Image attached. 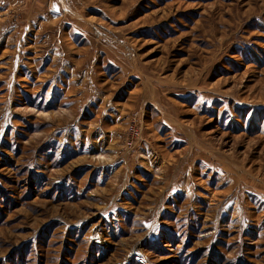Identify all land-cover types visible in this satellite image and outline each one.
I'll return each instance as SVG.
<instances>
[{
	"label": "rangeland",
	"instance_id": "obj_1",
	"mask_svg": "<svg viewBox=\"0 0 264 264\" xmlns=\"http://www.w3.org/2000/svg\"><path fill=\"white\" fill-rule=\"evenodd\" d=\"M0 264H264V0H0Z\"/></svg>",
	"mask_w": 264,
	"mask_h": 264
},
{
	"label": "built area",
	"instance_id": "obj_2",
	"mask_svg": "<svg viewBox=\"0 0 264 264\" xmlns=\"http://www.w3.org/2000/svg\"><path fill=\"white\" fill-rule=\"evenodd\" d=\"M133 137H137V136H139V129L138 128H136V130L134 131V133H133V135H132ZM133 144V143H132Z\"/></svg>",
	"mask_w": 264,
	"mask_h": 264
}]
</instances>
